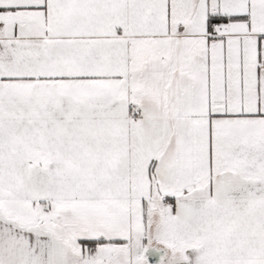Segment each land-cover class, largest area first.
Listing matches in <instances>:
<instances>
[{
    "label": "snow or ice",
    "instance_id": "1",
    "mask_svg": "<svg viewBox=\"0 0 264 264\" xmlns=\"http://www.w3.org/2000/svg\"><path fill=\"white\" fill-rule=\"evenodd\" d=\"M0 264H264V0H0Z\"/></svg>",
    "mask_w": 264,
    "mask_h": 264
}]
</instances>
